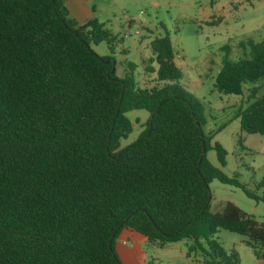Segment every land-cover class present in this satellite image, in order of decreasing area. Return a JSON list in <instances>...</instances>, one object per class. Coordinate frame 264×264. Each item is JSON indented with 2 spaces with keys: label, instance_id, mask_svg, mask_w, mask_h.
<instances>
[{
  "label": "trees",
  "instance_id": "obj_1",
  "mask_svg": "<svg viewBox=\"0 0 264 264\" xmlns=\"http://www.w3.org/2000/svg\"><path fill=\"white\" fill-rule=\"evenodd\" d=\"M114 39L96 18L73 20L63 0H0V264H123L124 228L159 247L189 240L187 256L198 251L207 264H240L214 238L225 229L264 260V222L231 202L208 209L213 179L264 203V174L258 196L207 160L213 149L223 167L227 153L210 144L202 103L180 85L167 32L143 61L151 87L117 76L91 48ZM241 46L247 57L225 55L214 77L222 94L264 78V36ZM250 98L235 116L264 137V93ZM135 109L148 113L146 127L121 146Z\"/></svg>",
  "mask_w": 264,
  "mask_h": 264
},
{
  "label": "rangeland",
  "instance_id": "obj_2",
  "mask_svg": "<svg viewBox=\"0 0 264 264\" xmlns=\"http://www.w3.org/2000/svg\"><path fill=\"white\" fill-rule=\"evenodd\" d=\"M105 26L115 37L111 46L102 41L91 43V48L98 55L113 59L117 76L132 73L139 87L156 84L155 74L144 70L143 61L152 57L150 40L168 33L175 53L174 63L181 73L180 85L202 103L206 119L203 131L213 136L210 144L218 142L227 153L223 167L213 149L206 151L207 160L228 177L236 174L247 189L260 196L257 183L264 174V137L241 131L235 114L252 101L250 96L264 93V78L246 82L243 93L237 96L218 92L214 77L225 55L229 60L247 57L248 47H242L241 43L258 42L263 38L264 0H117L115 15ZM126 115L133 128L121 139V146L138 137L148 118V113L142 109L130 110ZM208 190L210 211L220 212L224 203L231 202L257 221L264 222V203L248 197L241 188L213 179ZM214 238L224 251L234 250L240 264L261 261L246 244L245 237L238 233L219 229ZM115 241L134 244L130 252L124 251L127 255L118 254L123 264H156L157 261L160 264H207L198 251L186 256L191 244L186 239L164 247L148 241L131 242L120 236Z\"/></svg>",
  "mask_w": 264,
  "mask_h": 264
},
{
  "label": "crops",
  "instance_id": "obj_3",
  "mask_svg": "<svg viewBox=\"0 0 264 264\" xmlns=\"http://www.w3.org/2000/svg\"><path fill=\"white\" fill-rule=\"evenodd\" d=\"M63 1L69 16L77 23H83L91 18H96L97 20L103 23L111 22V18L114 17L115 15V7L117 4V0H63ZM134 232L135 231L131 229L124 228L119 232L118 236L124 238L125 240H131V242L147 241L142 235L138 233L140 236H137L136 234H134ZM133 247L134 244L125 245L122 242L117 243V241H115L116 252L117 254H121V256L127 255L126 252L124 251L130 252ZM126 259L130 260L131 258H123V260ZM156 263L159 262L157 261ZM151 264H155V263L152 262ZM258 264H264V260L259 261Z\"/></svg>",
  "mask_w": 264,
  "mask_h": 264
},
{
  "label": "water",
  "instance_id": "obj_4",
  "mask_svg": "<svg viewBox=\"0 0 264 264\" xmlns=\"http://www.w3.org/2000/svg\"><path fill=\"white\" fill-rule=\"evenodd\" d=\"M196 124L198 125L199 123H198V121H196ZM204 150H202V152H203Z\"/></svg>",
  "mask_w": 264,
  "mask_h": 264
},
{
  "label": "built area",
  "instance_id": "obj_5",
  "mask_svg": "<svg viewBox=\"0 0 264 264\" xmlns=\"http://www.w3.org/2000/svg\"><path fill=\"white\" fill-rule=\"evenodd\" d=\"M136 33H138V31H136Z\"/></svg>",
  "mask_w": 264,
  "mask_h": 264
}]
</instances>
